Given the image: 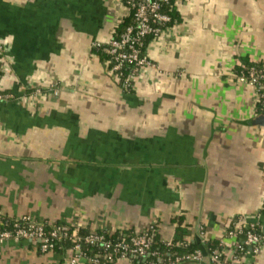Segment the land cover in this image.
Segmentation results:
<instances>
[{"label": "crops", "instance_id": "obj_1", "mask_svg": "<svg viewBox=\"0 0 264 264\" xmlns=\"http://www.w3.org/2000/svg\"><path fill=\"white\" fill-rule=\"evenodd\" d=\"M171 5L179 19L149 40L150 64L122 87L91 52L125 13L119 0H0L1 87L13 95L0 102V214L92 231L156 222L170 241L182 213L200 264H215L209 240L217 264H264V241L238 257L227 235L237 223L264 234V127L252 123L264 113L235 73L264 66V0ZM68 258L0 241V264Z\"/></svg>", "mask_w": 264, "mask_h": 264}, {"label": "trees", "instance_id": "obj_2", "mask_svg": "<svg viewBox=\"0 0 264 264\" xmlns=\"http://www.w3.org/2000/svg\"><path fill=\"white\" fill-rule=\"evenodd\" d=\"M162 10L170 16L171 20L168 23V26L179 19L178 12L171 5V0L162 3ZM132 19L133 10H130L129 14L121 17V20L114 27V34L119 33L125 26L132 23ZM153 38L154 37L152 35H148L143 39L141 48L142 54L144 52L146 44L150 39ZM107 46V43H94L91 46V52L97 53L100 58H104L108 62L111 69L113 60L106 51ZM250 65H254L257 69H261L263 67L258 62L246 64L244 63V65L235 68L236 77L239 76L242 72L244 74H247V69L250 67ZM134 70L135 67L133 65L126 64L122 65L119 70L113 71L120 86L126 87V85H128V77L131 71ZM1 92L3 94L11 95V97L9 96L8 98H6L9 100L13 96L11 91L8 89L2 88ZM257 94V108L259 112H264V100L260 96L261 91ZM172 222L174 223V233L170 241L161 240L159 234L157 233L158 230L156 222L150 223L144 229L138 232H134L131 229L94 230L98 235L103 236L104 241H110L112 246L109 247H104V245L102 244L103 240H97L93 244L88 243V241H86V237L92 232V230L88 227L83 228L78 227L77 225H62L58 222L48 223L47 221L37 223L41 225L44 233L49 236V243L51 244V249L49 251H52L60 256L65 252H68L69 257H74L77 254H81L83 256V259L79 260L77 264H117V261L121 259L120 254L122 253V249L118 248L116 251L115 247L113 248V244L119 243L132 246L131 238L138 234H144L149 237L150 245L146 249L145 256H139L136 253L127 252V260H129L130 264H194V261H188L185 258V256L192 254L194 251L199 250L200 248V244L193 240H190V233L193 224L191 222H187L186 217L182 213L175 215L172 218ZM28 224L29 222H26L22 218V216L9 217L0 214V230H9L14 232L16 227H27ZM233 228L234 227H230L228 231ZM247 230H251L255 233L263 235L261 228L258 226H251L249 229L244 228L242 232L236 233L235 254L238 257L243 253L248 252L249 248L253 250V245L245 243ZM53 231H57L55 236H51V232ZM35 243L36 246L40 249V243ZM74 244H79V252H75L73 248ZM205 246L207 248L209 257L211 255V252L215 250L218 252L219 261H223L224 256L222 253H220L221 248L218 243H216L214 240H209L206 242ZM108 256H111L113 259H109ZM93 258H96V261H93ZM177 258H179L178 262ZM62 260L60 261V264L64 263L62 262ZM237 264L244 263L239 261Z\"/></svg>", "mask_w": 264, "mask_h": 264}, {"label": "built area", "instance_id": "obj_3", "mask_svg": "<svg viewBox=\"0 0 264 264\" xmlns=\"http://www.w3.org/2000/svg\"><path fill=\"white\" fill-rule=\"evenodd\" d=\"M168 0H119V2L124 7V15L129 14L130 10H133L132 23L125 26L122 31L117 34H113L108 40L106 51L111 56L112 70H119L122 65L131 64L136 69L147 66L150 64L146 56L142 54L141 48L143 44V39L152 35L154 38L158 37L163 29L168 26L170 22V16L162 10V3ZM96 44H101L94 42ZM93 43V44H94ZM5 53L6 47L3 40L0 39V102L5 101L6 98L11 95L3 94L1 92V78L3 75L5 63ZM240 82H246L253 85L257 92L261 91L260 96L264 100V66L261 69H257L254 65H250L247 69V74L243 72L237 76ZM264 113V112H263ZM22 218L29 222L27 227H16L15 231L0 230V241L7 239H26L32 242L40 243L41 251H49L51 249V244L49 243V236L44 233L41 225L35 222L29 216H22ZM231 230H227V235L235 236L236 233L242 232L244 228L249 229L251 226H243L237 223L233 226ZM57 231L51 232V236H55ZM97 240H103V236L98 235L95 231H92L87 237L86 241L93 244ZM264 241V234H258L251 230L246 231L245 243L253 245V251L258 249V245ZM132 246L114 243L116 251L118 248L122 249L120 254L121 259H127L126 253H136L139 256H145L146 249L150 245V238L144 234H138L131 238ZM104 247L112 246L110 241L103 240ZM120 246V247H119ZM75 252H79V244H74ZM112 248V249H113ZM202 253L200 250L194 251L192 254L185 256L186 260L194 261V264H200L202 261ZM109 259H113L108 256ZM83 259L81 254H77L74 257H69L66 264H77V262ZM96 261V258L92 259ZM211 262L217 264L220 263L218 252L212 251L210 255ZM179 258H177V262Z\"/></svg>", "mask_w": 264, "mask_h": 264}, {"label": "water", "instance_id": "obj_4", "mask_svg": "<svg viewBox=\"0 0 264 264\" xmlns=\"http://www.w3.org/2000/svg\"><path fill=\"white\" fill-rule=\"evenodd\" d=\"M252 123L264 127V114H259V115H257V116L252 120Z\"/></svg>", "mask_w": 264, "mask_h": 264}, {"label": "rangeland", "instance_id": "obj_5", "mask_svg": "<svg viewBox=\"0 0 264 264\" xmlns=\"http://www.w3.org/2000/svg\"><path fill=\"white\" fill-rule=\"evenodd\" d=\"M112 32H114V28H113V31ZM113 73V72H112ZM115 75V74H114ZM255 104V103H254Z\"/></svg>", "mask_w": 264, "mask_h": 264}]
</instances>
